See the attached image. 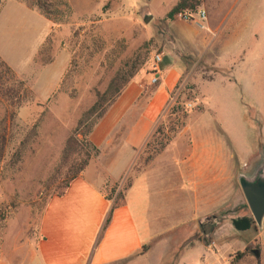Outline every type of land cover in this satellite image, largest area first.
I'll return each mask as SVG.
<instances>
[{"label":"rangeland","instance_id":"1","mask_svg":"<svg viewBox=\"0 0 264 264\" xmlns=\"http://www.w3.org/2000/svg\"><path fill=\"white\" fill-rule=\"evenodd\" d=\"M178 1L47 0L61 11L48 19L19 0H0V52L14 69L0 60L25 89L0 85V253L36 242L46 202L78 171L79 159L63 149L80 114L117 72L150 70L154 55L171 46L176 19L195 20L210 45L182 55L185 70L151 132L160 130L158 143L131 174H148L160 231L146 264H264V225L237 231L231 222L252 218L237 175L264 154V0H187V20L168 17ZM62 61L58 86L40 101L33 89L47 86ZM192 137L207 152L196 164L183 161ZM124 186L108 181L102 192L115 188L114 199Z\"/></svg>","mask_w":264,"mask_h":264},{"label":"crops","instance_id":"2","mask_svg":"<svg viewBox=\"0 0 264 264\" xmlns=\"http://www.w3.org/2000/svg\"><path fill=\"white\" fill-rule=\"evenodd\" d=\"M184 22H171V46L159 52L161 58L150 70H140L130 80L94 125L89 140L99 153L61 195L48 199L37 224L36 242L12 246L7 255L1 252L0 264L147 263L154 252L152 241L160 234L153 224L156 212L148 174L134 178L104 229L112 201L105 198L102 188L108 181H119L136 160L185 70L182 55L210 45L209 35L195 20ZM42 39L26 61L32 62ZM0 56L14 69L1 52ZM64 68L62 61L47 86L33 89L40 101L47 100L56 89ZM153 77L157 79L154 84L150 82ZM197 138L192 137L191 156L184 163L196 160V164L197 156L207 153ZM206 163L212 165L211 159ZM204 196L201 190L199 200Z\"/></svg>","mask_w":264,"mask_h":264},{"label":"trees","instance_id":"3","mask_svg":"<svg viewBox=\"0 0 264 264\" xmlns=\"http://www.w3.org/2000/svg\"><path fill=\"white\" fill-rule=\"evenodd\" d=\"M19 1L24 3L28 8L37 9L48 19L51 18V15L61 12L58 9L55 11H51V9L48 7L49 5L47 3V0H19ZM186 5H187V0H179L178 3L168 13V17H171L175 13H181L182 10L186 8ZM65 6L67 5L65 4ZM139 68L140 66L135 65L134 69H132L131 72L127 73L126 75H124L122 72H117L116 75L112 78L108 86V89L102 94L96 93L95 101L91 104V106H89L86 110H84L80 114V117L76 122V126L73 128V130L70 132L69 136L66 138L64 142V149H63V153L66 156L76 155V157L79 159V168L77 173L73 177H71V179L66 183L64 190L69 185V182L73 178L81 174L83 170L86 168V166L91 161H93L95 157L98 155L99 150L89 140V134L92 128L94 127V125L97 123V121L102 117L106 109L116 100V98L122 92L124 87L139 71ZM3 83H7L8 85L14 88L16 87L18 91L25 93L23 82L17 79L15 75L12 73L11 69L2 60H0V85H3ZM177 87L178 84L176 85L175 89ZM107 92H110V97L106 101L105 95ZM104 101H106L105 104H103ZM159 134H160L159 129H157L152 135L150 134L151 137L147 139L144 146L142 147L143 149L142 154L136 157V160L134 161L130 169L120 179V182H122L123 180L125 182L123 193L117 194L114 199L112 198V195L115 192V188L111 189V195L104 194L105 198L109 202L112 201V205L110 212L105 219L102 229H104L109 223L112 211L114 210V208L120 205L119 200L120 199L122 200L124 198L125 191L132 185L134 178L137 176L136 175L132 177L131 174L137 169L136 167L138 166V164L141 163V160L143 159V155L147 154L151 149H153L155 143H158L157 139L160 138L158 137ZM163 146L164 145H161V147ZM64 190L58 195H61L64 192ZM231 222L233 227L237 231H246L252 228L254 225L253 219L251 217L234 218L231 220Z\"/></svg>","mask_w":264,"mask_h":264},{"label":"water","instance_id":"4","mask_svg":"<svg viewBox=\"0 0 264 264\" xmlns=\"http://www.w3.org/2000/svg\"><path fill=\"white\" fill-rule=\"evenodd\" d=\"M141 19L143 23H148L152 19V14L147 8H143ZM237 181L254 223L262 229L264 225V154L250 173H238ZM253 252L257 255V251L253 250Z\"/></svg>","mask_w":264,"mask_h":264},{"label":"built area","instance_id":"5","mask_svg":"<svg viewBox=\"0 0 264 264\" xmlns=\"http://www.w3.org/2000/svg\"><path fill=\"white\" fill-rule=\"evenodd\" d=\"M180 17H182L183 19H189V16H187V14L186 13H179L178 14ZM197 17H198V19H200V20H203V19H205L206 18V15H205V11H200V12H198V14H197ZM160 58H161V56H160V54L159 53H156L155 55H154V59H153V62L154 63H157L159 60H160ZM156 81H157V79H156V77H153L152 79H151V83L152 84H154V83H156Z\"/></svg>","mask_w":264,"mask_h":264}]
</instances>
